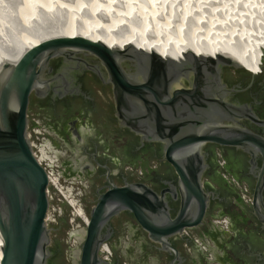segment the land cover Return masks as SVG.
Segmentation results:
<instances>
[{"label":"water","instance_id":"water-1","mask_svg":"<svg viewBox=\"0 0 264 264\" xmlns=\"http://www.w3.org/2000/svg\"><path fill=\"white\" fill-rule=\"evenodd\" d=\"M253 43L256 52L244 65L233 54L210 44L190 43V38L154 50L102 32L99 43L88 36L48 38L25 49L15 63L4 62L0 67V264H48L51 226L58 217L65 219V229L80 243L77 248L76 238L67 239L71 250L77 248L73 253L77 264H108L98 255L99 244L107 237L101 232L120 212L131 214L155 247L172 256L168 264L183 260L172 242L184 241L186 229L202 224L211 198L201 182L206 167L201 147L215 143L253 157L258 154L264 171V138L235 125L239 118L256 120V116L250 108H238L227 99L231 89L222 80L228 68L253 76L261 72L264 45ZM85 56L96 57L108 77ZM55 58L65 66L47 76ZM81 66L111 85L119 125L141 141L157 142L160 160L169 163L177 176L176 186L160 192L144 182L111 185L98 195L89 219L79 199L83 188L60 176L61 153L46 136L41 138L37 117V125L31 123L33 130L28 131L30 94L38 98L50 91L53 98L82 94L67 78ZM260 183L261 175L256 191ZM169 198L179 201L173 216ZM198 247L195 242L183 249L192 254ZM103 249L107 250L105 244ZM132 257L137 260L138 254Z\"/></svg>","mask_w":264,"mask_h":264},{"label":"flooded vegetation","instance_id":"flooded-vegetation-1","mask_svg":"<svg viewBox=\"0 0 264 264\" xmlns=\"http://www.w3.org/2000/svg\"><path fill=\"white\" fill-rule=\"evenodd\" d=\"M82 58L90 65H99L104 77H108L96 57ZM50 66L52 72L47 76L60 72L65 64L61 58H55L50 61ZM81 68L67 78H72L71 85L78 86L82 94H66L61 98H53L51 91L43 98L30 94L28 131L37 125V117L42 129L41 138L46 136L61 153L60 176L84 190L79 199L84 202L86 218L89 219L98 195L111 185L120 186L125 181L144 182L157 192L176 186L177 176L169 163L160 160L158 143L141 141L138 135L120 126L115 116L111 85L103 83L92 71ZM222 80L231 89L227 99L238 108H250L256 116V120L239 118L235 125L264 138V61L256 76L242 69L228 68L224 69ZM200 152L206 163L201 175L202 187L211 198L202 224L186 229L184 241L173 240L183 258L175 264H264L261 157L258 154L253 157L234 146L215 143L204 144ZM44 166L47 169L45 162ZM260 175L261 183L256 191ZM169 199L173 216L179 201ZM65 224V219L58 217L51 226L52 255L48 264H77L73 253L80 243L72 231L65 229ZM63 233L65 239L61 238ZM104 236L107 237L99 244L98 255L108 264H168L172 259L170 254L155 247L127 212L109 219L108 226L101 232V237ZM73 237L78 244L71 250L67 239ZM195 242L199 247L187 254L183 246H194ZM104 244L107 250L103 249ZM132 253L138 254L137 260Z\"/></svg>","mask_w":264,"mask_h":264},{"label":"bare ground","instance_id":"bare-ground-1","mask_svg":"<svg viewBox=\"0 0 264 264\" xmlns=\"http://www.w3.org/2000/svg\"><path fill=\"white\" fill-rule=\"evenodd\" d=\"M213 1L217 3L215 0ZM245 1L247 0H243L242 3L240 0H233L231 1L234 3L232 7L235 5L240 8L243 4L253 6L254 3L255 5L257 3V0H255L256 2ZM48 2L50 11L56 10L61 14H55L51 18V22L48 21L49 24L46 27L39 29L40 23H38L35 30L25 29L24 22L30 20V13L39 7H46ZM54 2L55 0H0V30L5 25L8 35L6 36L8 38H4V34L0 33V67L4 62L15 63L25 49L33 47L45 39L58 36L70 38L88 36L99 43L102 32L154 50H158L164 45L174 46V40L190 38V43L210 44L231 53L244 65L248 64L254 56L253 53L256 52L253 40L264 45V34L257 37L254 30L252 34L244 33L239 29L241 24L237 26V23L240 22L234 21L235 25L232 23L233 20L228 19L227 21V16L225 20L220 19L224 12L221 15V11L217 12L218 10H216V14L220 13L221 16L215 25L213 17L210 16L211 20L208 18L209 12L207 16L197 12L196 17L191 18L192 11L188 6L183 5V0H141L140 3L139 0H70L65 4H59L60 6ZM175 2H177V7L176 5L174 7ZM218 3L221 4L220 0ZM235 6L233 8H236ZM230 7L226 3L225 8H228L229 12L231 11ZM167 8L169 9L167 10ZM225 8L223 10L226 12ZM161 9L165 10L160 13ZM184 10L187 13L185 17ZM220 10H222L221 7ZM234 13L239 14L238 12ZM233 15L231 11L228 17H233ZM239 15L242 16V14ZM239 15L237 19H239ZM261 15H264L263 10ZM216 27H219V30H216ZM231 31L234 33L229 34ZM261 33L263 32L257 34ZM228 34L229 36H227Z\"/></svg>","mask_w":264,"mask_h":264},{"label":"rangeland","instance_id":"rangeland-1","mask_svg":"<svg viewBox=\"0 0 264 264\" xmlns=\"http://www.w3.org/2000/svg\"><path fill=\"white\" fill-rule=\"evenodd\" d=\"M66 1H70V0H65V1H63L62 0V2H61V0H59V2H58V0H55V2L54 3H56L57 4V6H60V5H62V4H65V2ZM123 1V0H122ZM140 1L141 0H139V3H140ZM143 1V0H142ZM174 1V0H173ZM184 1V3H183V5L184 6H188L189 7V9H190V11H192L191 12V14H190V17L192 18V17H196V13L198 12V13H202V15L204 16H207V14H208V12H209V16H208V18L211 20V18L212 19H214V25L216 24V22H217V20H218V18L222 15V13H223V17H220V19L221 20H225L226 19V16H227V21H228V19H231V20H233L232 21V23L233 24H235V22L237 23V22H240V23H237L238 25L237 26H239L240 24V27H239V29L240 30H242L244 33H251L252 34V32H253V30L256 32H254L255 33V36L256 35H258L257 37H259V35L260 36H262V34H264V15H261V12H262V10L264 11V0H257V3H256V5H255V3H254V5L253 6H247L246 4H243L240 8H238V7H236L235 5V7L236 8H233L232 7V4H234L233 2H231V1H233V0H220V2H221V4L220 3H218L219 2V0H215L217 3H215L213 0H183ZM226 1V2H225ZM248 2L250 1V0H247ZM247 1H245V2H247ZM240 2H242L243 3V0H240ZM253 2H256L255 0H253ZM67 3V2H66ZM176 3L177 2H175L174 3V7H175V5H176ZM216 5H215V4ZM222 3H223V5H222ZM226 3H227V5L230 7V9H231V11H232V13L234 14L233 15V17H234V19H232L233 17L232 16H230V18L228 17L229 15H230V12L228 11L229 9L227 8H225V5H226ZM229 3V4H228ZM259 3V4H258ZM60 4V5H59ZM257 4H258V6H257ZM212 5V6H211ZM218 5V6H217ZM83 6H84V4H83ZM178 5H176V7H177ZM221 7V9L222 10H220V7ZM223 6V7H222ZM239 6V5H238ZM121 7V6H120ZM41 7H39V9H34L33 10V12H31L30 13V20H25V22H24V25H25V29H27V30H35L36 29V27L35 26H37V24L38 23H40V25L38 26V28L40 29V27H46L47 26V24H49V22H51V18H53V16L55 15V14H57L58 13V15H60L61 13L58 11H56V10H53V11H50V3L48 2L47 3V6L46 7H42L41 9H40ZM226 9L227 11L225 12V10H223V9ZM49 9V10H48ZM169 8H167V10H168ZM193 9H195L194 11H193ZM237 11H236V10ZM262 9V10H261ZM165 10V9H164ZM163 9H161V11H160V13H162L163 11H164ZM215 10V11H214ZM216 10H218L217 12H220L221 13V15H220V13L218 14H216ZM233 10H234V12H238L239 14H242V16H243V19H242V16L241 15H239V19H240V21H239V19H237L238 18V15L236 14V13H234L233 12ZM213 11V12H212ZM46 12V13H45ZM52 12H54V13H52ZM155 12V11H154ZM189 12V11H188ZM228 12V13H227ZM60 13V14H59ZM206 13V14H205ZM129 14V13H128ZM214 14H216V15H214ZM229 14V15H228ZM248 14V15H247ZM46 15V16H45ZM148 15H150V14H148ZM187 15V13H186V10H184V17ZM199 15V14H198ZM210 16H211V18H210ZM244 16H246V17H244ZM248 16H249V20H250V22H249V20L247 21V19H248ZM260 16V17H259ZM61 17V16H60ZM198 17V16H197ZM241 17V18H240ZM245 18H247L246 19V22H245ZM59 19H61V18H59ZM244 21V24H242L243 23V21ZM49 21V22H48ZM235 21V22H234ZM182 22V21H181ZM226 23V22H225ZM246 23H247V25H246ZM249 24V25H248ZM236 25V24H235ZM244 25V26H243ZM222 27V26H221ZM243 27H245V28H243ZM255 27V28H254ZM7 27H5V25L4 26H2V30H0V31H3V32H0V33H2V34H4L3 35V37L5 38L6 36H8L7 34H6V29ZM235 28V27H234ZM233 28V29H234ZM241 28H243V29H241ZM42 29V28H41ZM215 29V28H214ZM252 29V30H251ZM216 30H219V27H216ZM233 31H235V30H233ZM233 31H231L229 34H233L234 32ZM249 31H251V32H249ZM224 32V34L226 35V33H225V31H223ZM259 32H263V33H261V34H257V33H259ZM229 34L227 35V36H229ZM6 38H8V37H6Z\"/></svg>","mask_w":264,"mask_h":264}]
</instances>
